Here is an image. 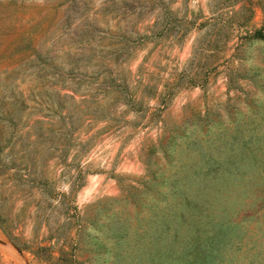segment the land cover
Segmentation results:
<instances>
[{
    "label": "rangeland",
    "instance_id": "obj_1",
    "mask_svg": "<svg viewBox=\"0 0 264 264\" xmlns=\"http://www.w3.org/2000/svg\"><path fill=\"white\" fill-rule=\"evenodd\" d=\"M0 214V264H222L264 217V0H0Z\"/></svg>",
    "mask_w": 264,
    "mask_h": 264
},
{
    "label": "crops",
    "instance_id": "obj_2",
    "mask_svg": "<svg viewBox=\"0 0 264 264\" xmlns=\"http://www.w3.org/2000/svg\"><path fill=\"white\" fill-rule=\"evenodd\" d=\"M222 264H264V217L238 218L223 227Z\"/></svg>",
    "mask_w": 264,
    "mask_h": 264
},
{
    "label": "trees",
    "instance_id": "obj_3",
    "mask_svg": "<svg viewBox=\"0 0 264 264\" xmlns=\"http://www.w3.org/2000/svg\"><path fill=\"white\" fill-rule=\"evenodd\" d=\"M260 35H263V34H260ZM40 182L46 183L47 179L42 177L40 178ZM68 198H69L68 192H64V191L60 192V198H59L60 200H64ZM0 229L6 234V236L10 239V241L16 246L18 250L22 249V247L17 242H15L14 235L6 229L5 220L4 218H2L1 214H0Z\"/></svg>",
    "mask_w": 264,
    "mask_h": 264
}]
</instances>
